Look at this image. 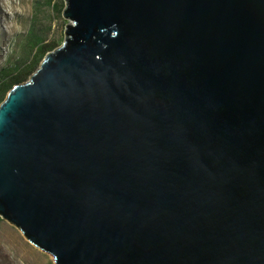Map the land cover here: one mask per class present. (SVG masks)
I'll list each match as a JSON object with an SVG mask.
<instances>
[{
    "label": "water",
    "instance_id": "obj_1",
    "mask_svg": "<svg viewBox=\"0 0 264 264\" xmlns=\"http://www.w3.org/2000/svg\"><path fill=\"white\" fill-rule=\"evenodd\" d=\"M0 105V218L55 264H264V0H65Z\"/></svg>",
    "mask_w": 264,
    "mask_h": 264
},
{
    "label": "rangeland",
    "instance_id": "obj_2",
    "mask_svg": "<svg viewBox=\"0 0 264 264\" xmlns=\"http://www.w3.org/2000/svg\"><path fill=\"white\" fill-rule=\"evenodd\" d=\"M65 8V0H0V71L12 67L23 56L33 23L36 27H50L47 40L55 48L60 47L69 24L63 17ZM0 264L55 261L52 255L32 245L16 226L0 218Z\"/></svg>",
    "mask_w": 264,
    "mask_h": 264
},
{
    "label": "trees",
    "instance_id": "obj_3",
    "mask_svg": "<svg viewBox=\"0 0 264 264\" xmlns=\"http://www.w3.org/2000/svg\"><path fill=\"white\" fill-rule=\"evenodd\" d=\"M51 1V0H50ZM50 27L33 23L28 33L24 54L12 67L0 71V105L9 91L17 84L24 83L39 68L47 53L55 49V45L47 40ZM26 56V57H25Z\"/></svg>",
    "mask_w": 264,
    "mask_h": 264
}]
</instances>
